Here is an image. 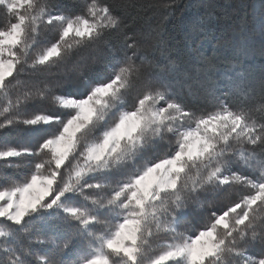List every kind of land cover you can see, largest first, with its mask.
Here are the masks:
<instances>
[{"label":"snow or ice","instance_id":"6c2138e0","mask_svg":"<svg viewBox=\"0 0 264 264\" xmlns=\"http://www.w3.org/2000/svg\"><path fill=\"white\" fill-rule=\"evenodd\" d=\"M0 7L9 17L0 28V129L24 125L36 134L29 146H0V161L28 165L22 178L0 180V264H264V103L244 106L243 71L230 93L205 89L210 110H194L170 83L145 76L151 61L137 56L108 4L84 0L76 14L54 11L48 0H0ZM53 31L55 39H39ZM108 35L125 50L117 65L81 92L51 95L52 109L35 106L51 87L21 74L47 76ZM83 67L72 63L71 71ZM232 93L239 108L228 102ZM157 142L165 151L146 159ZM207 192L229 202L187 220L189 204L205 207ZM45 228L54 237L35 235ZM256 242L258 255L250 253Z\"/></svg>","mask_w":264,"mask_h":264},{"label":"trees","instance_id":"16d2710c","mask_svg":"<svg viewBox=\"0 0 264 264\" xmlns=\"http://www.w3.org/2000/svg\"><path fill=\"white\" fill-rule=\"evenodd\" d=\"M108 4L120 16L123 23L122 34L126 33L137 43L138 57H146L150 64L145 65L144 74L158 77L154 84L170 83L176 98L186 107L194 110L208 109L205 89L215 87L217 94L230 93L236 73L243 71L245 80L241 88L248 93L244 106L255 108L264 103V0H98ZM54 11L76 14L83 11L84 0H48ZM9 19L3 7H0V28L6 26ZM14 20V18H12ZM121 34V35H122ZM55 32H42L39 39L53 40ZM243 50V51H241ZM132 55V50L127 51ZM125 56L121 40L116 35H108L96 45L82 49L68 64L51 70L47 76L30 77L20 75L22 81L30 80L31 85L43 87L48 84L51 93L43 101H35L38 108H53L51 95H68L81 92L85 81L94 80L107 74ZM202 63L197 64V61ZM139 63V60H137ZM72 63L83 65V73L71 71ZM211 66L208 73L196 68ZM236 65V67H233ZM173 66L175 70L173 71ZM31 70H28L30 72ZM187 73V75H185ZM211 76V81L209 80ZM231 77L232 79H228ZM23 87L13 89V95L22 92ZM191 92V94H190ZM129 97L128 107H131ZM231 107L239 108V94L227 96ZM2 103V101H0ZM31 107V105L29 106ZM23 110V109H22ZM259 116V113H254ZM36 134L28 126L19 125L9 129H0V146H29ZM167 145L154 143L146 150L144 157L152 158L163 154ZM19 167L9 166V162L0 161V180L22 178L28 171L27 160L17 159ZM139 162V158H138ZM131 168V164L128 165ZM242 174L251 173L239 165L234 166ZM117 178L116 176L113 179ZM235 198V194L232 195ZM205 207L189 204L185 210L187 220L195 223L206 218L215 207L227 204L228 199L212 192L200 194ZM35 235L54 237L50 229H42ZM21 242L34 251L43 253V245L31 244L26 237ZM83 253L82 244L76 245ZM71 251V249L69 250ZM262 248L258 242L250 245L251 254H260ZM68 258H75V254Z\"/></svg>","mask_w":264,"mask_h":264}]
</instances>
